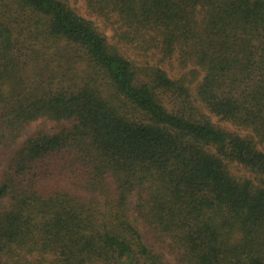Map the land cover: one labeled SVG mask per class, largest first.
<instances>
[{
    "label": "trees",
    "instance_id": "16d2710c",
    "mask_svg": "<svg viewBox=\"0 0 264 264\" xmlns=\"http://www.w3.org/2000/svg\"><path fill=\"white\" fill-rule=\"evenodd\" d=\"M84 1L0 0V162L69 123L0 169V264H264V0Z\"/></svg>",
    "mask_w": 264,
    "mask_h": 264
},
{
    "label": "rangeland",
    "instance_id": "374dc122",
    "mask_svg": "<svg viewBox=\"0 0 264 264\" xmlns=\"http://www.w3.org/2000/svg\"><path fill=\"white\" fill-rule=\"evenodd\" d=\"M67 3L73 7L76 12L83 17L87 19H91L96 22V24L99 26V28H103L102 24L100 21L96 20L95 17L91 16L86 9L85 6V1L84 0H66ZM106 34L108 37H111L112 33L110 31H106ZM173 66H177L176 62L172 63ZM84 66L79 63H70L67 66V69H71L72 71L78 72L74 77L72 74H70L73 78L78 76L79 74L82 73V69ZM169 74L172 76H176L177 70L172 68L168 69ZM61 71V70H60ZM59 71V72H60ZM201 77V76H200ZM199 77V78H200ZM193 88V86H192ZM198 108L200 109L201 113L204 115L205 118H207L212 124L215 126L225 129L227 131L236 133L240 136H249L251 133L248 130H244L242 128H238L231 123L221 120L219 117L214 116L213 114L209 113L203 105H198ZM68 122H57L54 120H49L45 118L38 119L36 121L30 122L27 124L22 132V135L16 140L14 145L9 148L8 151L4 152V157L3 161L0 162V169L5 165L7 162L8 158L13 155L17 149L21 147V145L26 141V139L32 135L35 132L42 131L48 134H53L57 130H59L63 126H68ZM258 149L262 150L264 152V146L258 145ZM230 171L238 177L242 178H250L253 180L255 184H260L261 177L257 174H254L245 168H243L240 165L237 164H232L229 166ZM133 203V201H131ZM145 239L146 243L149 246H152L156 252L160 253L163 257V259L168 263V264H183L180 261L179 253L177 250L169 243V241L163 237H158L157 234L155 235L154 233H145Z\"/></svg>",
    "mask_w": 264,
    "mask_h": 264
}]
</instances>
